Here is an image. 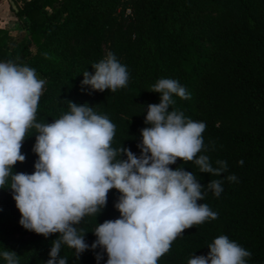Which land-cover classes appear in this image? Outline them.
<instances>
[{
    "label": "trees",
    "instance_id": "trees-1",
    "mask_svg": "<svg viewBox=\"0 0 264 264\" xmlns=\"http://www.w3.org/2000/svg\"><path fill=\"white\" fill-rule=\"evenodd\" d=\"M119 3L20 0L14 13L26 26L28 41L26 46L15 44L0 27V62L33 68L45 81L37 123L60 118L69 111V101L87 104L115 125L112 147L128 148L137 156L140 130L150 126L144 123L147 105L160 102V94L148 89L161 78L178 80L191 99L174 95L169 110L206 123L208 151L200 154L209 156L213 167L217 160L226 161L227 171L220 176L201 173L194 162L179 158L169 165L196 175L207 193L199 202L218 218L185 229L158 264H188L192 254L207 255V244L219 235L251 252L247 264H264V0H125L117 17ZM108 52L127 67V86L100 92L82 85V73H94L91 64ZM35 132L29 129L21 147L26 159L13 166V173L34 171ZM232 174L237 181L230 183L226 177ZM216 179L223 182L219 197L207 189ZM10 182L0 188L1 253L14 251L18 264H46L58 234L45 238L19 224ZM119 195L109 190L101 212L85 216L76 226L86 231L87 244L96 239L92 231L97 224L119 218L114 207ZM9 241L22 252L9 247ZM96 253H101L99 262ZM61 256L68 258L67 264L107 260L99 246L77 257L74 249L62 245ZM0 264H7L2 255Z\"/></svg>",
    "mask_w": 264,
    "mask_h": 264
},
{
    "label": "clouds",
    "instance_id": "clouds-1",
    "mask_svg": "<svg viewBox=\"0 0 264 264\" xmlns=\"http://www.w3.org/2000/svg\"><path fill=\"white\" fill-rule=\"evenodd\" d=\"M94 73L84 71L82 85L103 92H116L127 86L129 73L112 52L91 64ZM45 81L28 66L0 62V188L10 178L19 224L26 230L52 241L46 264H67L61 246L75 250V256L98 246L107 255L105 264H158L169 252L172 242L185 229L217 219L218 213L200 203L207 194L191 171L170 168L181 161L194 162L201 173L220 176L227 162L215 161L213 167L203 133V121L169 110L173 96L191 99L178 80L161 78L150 91L160 94L158 104H148L137 156L128 148L112 147L115 125L107 116L94 112L87 104L69 101V111L51 123H37L36 113ZM36 129L32 151L37 159L31 174L13 173L29 129ZM123 154L126 158H121ZM241 166L243 160L237 162ZM226 179L232 183L237 177ZM221 180H211L207 189L219 197ZM120 193L114 207L119 218L105 220L92 231L91 245L86 231L76 226L88 215L96 217L107 204L108 192ZM207 255L193 256L188 264H247L251 252L226 235L207 244ZM7 264H18L14 251L0 253ZM102 258L96 253L97 262Z\"/></svg>",
    "mask_w": 264,
    "mask_h": 264
},
{
    "label": "rangeland",
    "instance_id": "rangeland-1",
    "mask_svg": "<svg viewBox=\"0 0 264 264\" xmlns=\"http://www.w3.org/2000/svg\"><path fill=\"white\" fill-rule=\"evenodd\" d=\"M18 1L20 0H0V27L4 28L8 32V35L10 36L13 43L15 44L18 43L20 45L26 46V43L28 41L26 26L24 25L22 20H19L15 16L14 13L15 8L18 6L17 4ZM124 1L125 0H120V3L115 10L117 17L120 13L122 5L124 4ZM28 46L30 50L33 51L34 48H32L30 45ZM38 78L42 79L40 77ZM2 239H3V235L0 234V242L3 241ZM7 244L9 245V247L13 249H18L19 252H22V250L18 247L16 243H11V241H9ZM0 247H1V243H0Z\"/></svg>",
    "mask_w": 264,
    "mask_h": 264
},
{
    "label": "built area",
    "instance_id": "built-area-1",
    "mask_svg": "<svg viewBox=\"0 0 264 264\" xmlns=\"http://www.w3.org/2000/svg\"><path fill=\"white\" fill-rule=\"evenodd\" d=\"M126 12L128 13L129 11H128V10H126Z\"/></svg>",
    "mask_w": 264,
    "mask_h": 264
},
{
    "label": "crops",
    "instance_id": "crops-1",
    "mask_svg": "<svg viewBox=\"0 0 264 264\" xmlns=\"http://www.w3.org/2000/svg\"><path fill=\"white\" fill-rule=\"evenodd\" d=\"M17 4H19V1L17 2ZM2 28V27H1Z\"/></svg>",
    "mask_w": 264,
    "mask_h": 264
}]
</instances>
